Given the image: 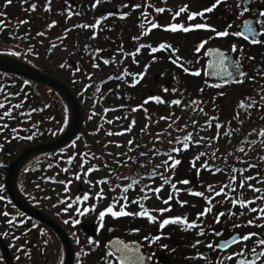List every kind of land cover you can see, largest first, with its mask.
<instances>
[{"label": "flooded vegetation", "instance_id": "flooded-vegetation-1", "mask_svg": "<svg viewBox=\"0 0 264 264\" xmlns=\"http://www.w3.org/2000/svg\"><path fill=\"white\" fill-rule=\"evenodd\" d=\"M86 1L89 0H50L51 10L46 11L45 8L49 5V0H11L10 3L8 0H0V13H3V15L0 16V20L5 22L4 26L0 27V51L6 54L19 52L20 55L23 54L35 65L44 66L46 62L44 59L45 54L43 50L37 49L36 44H41V39L45 40L48 37V33L57 32L55 36V38H57L64 26L73 23L77 24L79 19V6ZM91 2V5H89V12L93 11L95 8L96 11L94 16H89L88 18L93 20L107 17V19L101 21L105 24L107 33H116L118 35L114 30H119L121 36H139L140 38L152 40L172 38L179 41L184 47L186 45H192L193 53L191 54H195L199 62V69L204 72L208 61L205 52L209 48L219 47L224 50L232 51V46L235 44L237 50L233 51V54L240 60L246 73L242 79L243 83L232 81L227 83L209 81V83L219 84L221 88H224V90L220 91L224 93L220 98L225 97L226 94L230 92V97L234 98L231 103L235 104L234 107H237V104H239L241 100H245L246 103L255 101L251 108L242 109L243 116H240L239 113V117L237 118V112L231 113L232 119L235 122H238L240 119L246 120L244 128L241 129V131H239V129L223 127L222 125L219 130V137L212 139L216 137L217 130L215 124L217 121L211 127L204 128L199 137H204L205 141L198 145L199 147L197 150L199 153L205 152L206 155L202 156L200 160L194 161V158L192 159L193 154L196 152L192 151V149L196 144L190 143L189 151L183 153L186 159H180L181 163L177 166L175 175H173L171 171L165 172L163 166L158 169L159 172L171 177L172 183H176L177 188L181 189V191L175 193L170 185H167V188H163V191L166 192L162 191L159 194L161 200H157L155 194L152 193L150 196L151 198L144 202L145 204H151V206L147 207L150 210L153 208L166 207L161 201L166 199L170 193L174 194V199L170 201L172 205V210L170 212L165 213L163 217H161L159 213L154 212L152 214L157 215L158 220L183 214L188 218V221L191 222L196 220L197 213L201 212L204 207L208 205L204 197L191 196L186 191L187 189L204 191L205 197L211 195L207 191V186L210 184L216 188V191H219L221 186L229 184L230 167H235L238 170L244 169L243 172L237 171L236 173L237 184L240 178L245 175H251L253 177L264 175V137L258 134L260 129H264V42L253 45L250 42L253 37L251 34L247 33L246 30L245 35L249 36V40L247 41L244 40L243 37H235L232 35L223 38L215 37L209 39V37H214V33L205 29L193 30L188 33L180 31L172 33L170 31H165L163 27H159L148 31L150 28V21H155L161 26H166L173 22L184 23L185 26L200 22L213 26L217 31H223L228 25H231L232 27L228 28V31L232 33L238 30L242 31V28H244L243 21L247 19L251 22V27L256 29L254 38L264 41V26H262L264 25V18L258 15L260 10H264V0H222V3L217 5L212 12H206L204 14L206 19L196 17L193 21H188L186 14H181L175 21L172 17L174 13L184 5L188 6L189 12H199L204 8L210 7L215 0H100L99 4H96V0H91ZM32 3H35L37 7L35 11H28L27 9ZM94 4L95 7H93ZM134 4H140L141 7L133 10L132 5ZM125 5H127V7H125ZM158 7H164L165 12L156 13L155 8ZM244 8H247L248 11L245 12L243 16H240L239 13ZM69 12L72 13L70 17L68 15ZM126 12L128 16L125 19H121L120 17ZM142 12L145 13L143 17L141 16ZM21 20H27L29 22L26 24H19L18 22ZM53 20L57 21V23L53 27L48 28L47 26ZM141 22L145 24L144 29L139 27ZM142 31H146L148 34L141 35ZM39 32H43L44 35H37ZM204 40L208 41L207 44L197 53L195 51L196 43ZM155 44H158V42ZM173 46L174 45H172V47ZM189 47L184 50L178 48V52L183 57L181 63L189 69H192L196 68L195 66L197 64L194 63L193 60L186 59L183 56L185 54L189 55ZM152 57L153 56H150L148 61L150 64L153 63V65L158 66V58L153 60ZM249 57H251V59H249ZM164 61L165 63L160 64L162 67L161 70L176 69L183 71L182 68L171 63L169 59L164 58ZM147 64H141L139 69H142L143 66ZM2 78H6V76L0 74V80ZM13 83L14 81L8 78L2 81L0 84V88H2L0 96L7 91L13 93L14 89L11 87ZM214 97L216 96L214 95ZM0 99L2 98L0 97ZM235 122L234 124L237 126ZM225 133H228V135H225ZM166 134H170V136L166 135V137L160 139L163 144L155 142L157 140H154L153 137V143L146 146L145 152L148 153L154 151V146L160 150L159 154L151 156L150 164L152 166L162 165L164 161L154 162L153 158L166 157L167 159V154H171L175 157V153H170L172 145H169L167 140L175 136H180L182 138L186 133L175 134L173 132H167ZM150 146L152 147L151 150ZM240 148H243L244 151H239ZM213 153H215V157L212 156ZM179 156L180 153L177 154V157ZM193 162L196 165L195 168L192 167ZM205 162L213 168L220 167L224 169V171L213 173L210 170H206L201 167ZM249 164L255 165L256 167L250 168L248 167ZM116 165L118 166V164ZM133 166L136 167L135 171H129L128 167H121V169H119V177L122 182L125 183V181L137 179L139 183H141L144 181V178L145 180L149 178L147 173L152 170L151 167L141 168L139 164ZM197 169H199V175H197ZM152 178H156L157 181L163 182L160 176H154ZM183 179H188L190 183L188 185L178 183V181ZM248 183H253L256 187L264 189V184L259 183L255 179ZM225 192L228 193L230 198L252 199L256 195L264 196V192L257 194L248 190L247 185H245L244 189L236 187L235 192L232 191L231 187H228L225 188ZM176 199L188 201V204L180 207L176 203ZM217 201H224V195L215 196L212 202L213 211L197 220L200 227L204 229V235H197L199 228L184 231L182 227L178 225H167L163 230H160L158 222L150 224L147 222L146 218L140 217H123L120 226H115L113 231L115 233L118 232V236L126 242H137L142 246L147 252L146 255L142 253V250H139L137 255L148 258L146 259L147 262L143 263L142 261V264H219V261L224 259V257L232 255L234 252H239L241 248L251 249L255 246L254 239L248 241L246 245H231L226 250L216 248L209 249L207 247L208 243L215 244L218 241L224 242L225 240H230L233 235L248 232H261L264 231V227H258L256 225L246 226L247 219H255V214L246 212L244 216H240L239 212L241 209L238 205L232 207L228 201H224L222 204L217 203ZM192 205H194V207ZM252 206L259 207L261 206V202L257 200L249 205V207ZM222 211L225 212V215L221 217V222L217 224L214 222V216ZM229 211L235 212L237 215L230 216L227 214ZM233 223L245 226L233 229ZM256 224L264 226V220L257 219ZM136 228L140 229V231L134 232L133 229ZM214 230H218L220 235H215ZM156 235L161 237L156 242L149 243V241L144 239L145 236ZM108 240L109 238L106 244ZM196 240H200L201 243L195 244ZM164 245H167V247H164ZM110 257L113 260V264H119L118 259L114 258L112 255H110ZM245 257L248 259L253 258L250 251L245 252ZM138 264H141V262H138ZM226 264H234V262L227 261ZM257 264H264V257L260 258Z\"/></svg>", "mask_w": 264, "mask_h": 264}, {"label": "snow or ice", "instance_id": "snow-or-ice-1", "mask_svg": "<svg viewBox=\"0 0 264 264\" xmlns=\"http://www.w3.org/2000/svg\"><path fill=\"white\" fill-rule=\"evenodd\" d=\"M8 2L10 3L11 0H8ZM100 0H96V4H99ZM222 3V0H215V2L207 8H204L202 11L199 12H189L188 11V6L184 5L182 7L179 8L178 11H176L172 17V19L175 21L177 17H180L181 14H186L187 16V20L188 21H193L195 20L196 17H200L201 19H206L204 14L206 12H212L217 5H220ZM37 5L35 3H32L30 5V7L27 9L28 11H35ZM93 7H95V4L93 5ZM125 7H127V5H125ZM141 5L140 4H134L132 5V9H138L140 8ZM46 11H50V0H49V5L46 6L45 8ZM248 9L244 8L242 9V11L239 13L240 16H243L245 12H247ZM155 12L156 13H163L165 12V8L164 7H158L155 8ZM78 14V13H77ZM3 13H0V16H2ZM69 17L72 15L71 12L68 13ZM111 15V14H109ZM258 15L262 18H264V10H260L258 12ZM128 16V13H124L120 18L121 19H125ZM141 16H145V13H141ZM107 19V17H101L100 19H97L95 21V23L89 25V24H83V25H76L74 27H83L85 29L91 28V29H96L100 24L101 21ZM29 21L27 20H21L18 23L19 24H26ZM57 23V21L53 20L47 27L51 28L53 27L55 24ZM150 28L148 29V31H151V29H157L159 27H163L165 31H170L172 33H176L178 31L183 32V33H188L190 31L193 30H199V29H205V30H210L211 32L214 33V37H209V39H213L215 37H228L229 35L235 36V37H243L244 40H249V36L245 35V31H236V32H232L230 33L228 31V28H231V25H228L227 28H225V30L223 31H217L213 26L208 25L206 23H192V24H188L187 26H185L184 23H177V22H173V23H169L166 26H161L158 25L157 22L155 21H150ZM5 22L3 20H0V27L4 26ZM264 26V25H262ZM139 27L141 29H144L145 24L144 22H141ZM243 27L244 29L247 31V33L251 34L253 39H251V43L253 45L256 44H260L264 41L261 40H257L255 39V35H256V29H254L253 27H251V22L247 19H245L243 21ZM66 31H68V29H66ZM148 32L146 31H142L141 35H147ZM37 35H44L43 32H39L37 33ZM96 37V32L93 31L92 33V38L95 39ZM134 40H139L140 37L136 36L133 37ZM207 40L201 41L200 44L198 46L195 47V51L197 53H199L201 51L202 48H204L205 44H207ZM53 47H55L53 45ZM149 48L151 53H157L160 51H171V55H169L168 59L171 61V63L177 65L178 67L183 69V72L191 75V76H200L201 72L199 70H194V71H190L188 67L184 66L183 63H181V58L179 56H176L175 54L179 51L178 48H173L172 45L167 44V43H160L157 47H153L151 45H145V44H140L135 52L139 53L141 49L143 48ZM31 50V49H30ZM236 45L233 44L232 46V51H236ZM242 50V49H241ZM97 51H101L100 49H97ZM11 55L14 56H19L20 53L19 52H13L11 53ZM134 57V54H131ZM205 55L207 56H212V55H216L219 59L218 61H211L209 63V67L210 68H217V66H219V71H213L211 73V75L213 76H220V77H228V78H235V82L236 83H243V80H241V77H244L246 75V73L244 71L241 70V66L239 62H236L232 65L233 70L229 71L225 61L227 60V57L222 53L219 52L218 50L215 49H208L205 52ZM153 60H156L157 57L153 56L152 57ZM249 59H251V57H249ZM135 62V60H134ZM103 63L105 65L109 64L110 61L108 59H104ZM63 67V65H61ZM93 67H98L97 64H93ZM148 65H145V72L147 70ZM145 72H141V73H137V74H130L127 73V71H125V73H123L121 76H117L115 77L116 79H122L123 76L125 75H132V81L131 84L132 86H135L136 84H138L140 82L141 79H143ZM138 77V78H137ZM225 83H227L228 81L225 80ZM25 85H27L29 82L27 80H25L23 82ZM205 84L207 85V81H205ZM210 87H220L221 85L219 84H212V85H208ZM0 91H2V88H0ZM97 91H99V89H97ZM164 92H169L170 90L168 88H164L163 89ZM179 91L178 88L173 87L171 89V92L173 93H177ZM200 92H203L204 89L201 88L199 90ZM14 95H19V93H15ZM182 95V93H181ZM217 95L219 96H223L224 93L220 92ZM215 99V98H214ZM149 101H155L158 104H163L164 100L161 98V96L159 95H155V96H149L147 99L144 100V104H147ZM199 102L196 100H192L190 101L191 105H197ZM255 103V101H252L251 103H246L245 100H241L238 104V108L244 109V108H251L253 106V104ZM171 105H175V106H181L182 105V100L177 98V99H173L170 101V106ZM189 105H184V107H188ZM12 107L14 108H20L21 104L17 103L14 106L9 107L7 110H5L2 114V116H0V120H3L6 117H10L11 116V111H12ZM138 107H143V105H140ZM5 108V103L4 102H0V109H4ZM137 110V108H132L131 111L135 112ZM201 112H203V108L199 109ZM32 112L34 111H38V109H31ZM105 111H109V109H106ZM145 112H147V110L145 109ZM21 115H25L24 113H21ZM205 115H207L205 113ZM239 117V112H237V118ZM116 119H119V117H117ZM161 120H166V119H171V117H160ZM179 119V118H177ZM212 121H217L215 124V128L217 130L216 133V137H213L212 139L218 138L220 135L219 130L222 127V124L220 122H218V117H209L208 120H206V124L207 126L211 127L212 126ZM108 124L113 123L112 120H108L107 121ZM136 123L135 120L131 121V124L129 125L128 128L124 129L121 132H112L109 131L107 133V135L112 136V135H123L124 132H130L132 126H134ZM176 121L173 120L172 124H175ZM193 126H195L196 121H192ZM172 125L170 124L169 127H171ZM3 127H7V125H3ZM33 127H35V125H33ZM188 127L187 124L184 125L183 128H179L177 129V131L183 132L186 128ZM147 128V125H145V128L141 129L142 132H144ZM13 132H16V129L13 128L12 129ZM255 131V130H254ZM259 136L264 137V129H260L258 132ZM164 135H169L170 134H164ZM225 135H228V133H225ZM15 138H19V139H28L31 140L33 137L27 136V137H23V136H18ZM161 138V134H157L154 137V140H160ZM205 138L204 137H199V136H194L192 132H187L185 135H183V137L181 138L180 136H175V137H170L167 142L169 145H182V147H176L173 146L170 148V153H176L179 154L182 151L188 150L190 143L191 144H202L204 143ZM210 143V140H209ZM127 145L129 146V151H131L132 146L134 145V141L132 139H129L127 141ZM119 147V145H117ZM63 151V150H62ZM159 149L155 148L154 146V151L150 154L148 152H141L140 156H148V159L144 160L143 163L139 164V167L141 168H149L151 167V171L149 173H147L148 177H154V176H160V178L162 179V183L160 186L149 189L150 192L155 194V198L157 200H161L160 197V192L162 190V188L164 187V185H170L171 189L174 190L175 193H179L181 191V189L177 188L176 183H172L171 181V177H169L168 175H165L162 172H159L158 169L163 166L165 169V172L171 171L173 175H175V170L177 168V166L181 163L180 159L175 158L173 155L171 154H167V159H165L162 162V165H156V166H152L150 164V160H151V156L152 155H156L159 154ZM239 151L243 152L244 149L240 148ZM206 155L205 152H201L199 153L196 157H194V161L195 160H200V158L202 156ZM213 157H215V153L212 154ZM131 159V158H130ZM74 160V157L69 156L67 158V162L69 165L72 164ZM52 165H49V167H51ZM84 166V161H81L80 167L81 169H83ZM192 167H196L195 163H192ZM201 167H203L206 170H210L213 173H220L223 172L224 169L220 168V167H211L207 162H205L204 164L201 165ZM248 167L252 168V167H256L255 165L249 164ZM98 170L97 167L95 165H92L90 167L87 168V170L83 173L84 176H87L89 173H92L93 171ZM61 171L64 172H68L70 171V168H64L61 169ZM129 171H135L134 169H129ZM237 171L243 172L244 169H237L235 167H230V171H229V184L228 185H224L221 186L219 188V191H216V188L213 185H208L207 186V191L211 194L207 197H205V192L204 191H193L191 189H187L186 191L188 192L189 195L194 196V197H204L207 201V205L206 207H204V209L197 213V218L196 220H193L191 222L188 221V218L186 216H184L183 214L175 216V217H165L163 219H159L158 220V216L157 215H153L152 213H159V215L161 217L164 216L165 213L170 212L172 210V205L170 203V201H172L174 199V194L170 193L166 199H163L161 202L166 206V207H161V208H153V209H149L145 206V203L143 201H147L149 200L151 197L147 194V192H145L144 195L140 196L138 199H134L131 201L132 204H136L138 205L139 210L138 211H128V205H129V200L127 195H121L119 198H113V202L110 203L108 206H106L103 210L99 211L98 213V218L100 221V228H103V221L105 219L106 216H110L112 218H122V217H140V218H146L148 223H157L159 224V229L163 230L165 228V226L167 225H178L182 227V230L184 231H189L192 229H196L199 228V231L197 233V235H204V229L200 227V225L197 223V220H199L200 217H204L206 216L208 213H211L213 211V198L215 196H220L221 194L224 195V201H228L232 207H236L237 205L239 206V208L241 209V211L239 212L240 216H244L246 214V212H250L252 214H255L256 218H249L246 221V226H253L256 225L258 227H264V226H260L256 224L257 219L258 220H264V196H260V195H256L254 196L252 199H243V198H230L228 193L225 192V188L231 187L232 191L235 192L236 191V187H239L240 189H244L245 185H247V189L251 190L253 193H261L264 192V189L260 188V187H256L253 183H248L249 181H253L254 179L257 180L259 183L264 184V175H258L257 177H253L251 175H245L242 178H240L238 184L237 182V176L236 173ZM197 175H199V169H197ZM118 178L119 174H118ZM48 179H53L51 177H49ZM74 179L75 180H80L81 176L79 174H74ZM123 179H127V178H123ZM58 183H60L61 185H64L63 187V192L64 193H68L70 191L68 185L71 184L73 181L71 179L65 181V180H59L56 181ZM87 183H89L91 185V181H85ZM98 185L99 184H107L109 183V181L107 179L105 180H100L96 182ZM139 181L137 179H132L130 183H128L124 189L123 192L127 193L129 189H131L133 187V185L138 184ZM178 183L183 184V185H188L190 183V181L188 179H183L178 181ZM116 187H119V185H117ZM113 190V189H110ZM142 192H144V189H141ZM90 196L99 200V199H104V189L100 188L98 191L96 192H90V191H86L83 192L80 195H76L74 197V200H71V202H67L68 198H64L59 200V203L61 204H65V207L62 209L63 212H69L70 209H73L74 204H84L85 202H88L90 200ZM0 199H3V197H0ZM260 201L261 202V206L257 207V206H252L249 207L250 204H253L255 201ZM123 201V202H121ZM224 201H217V203L222 204ZM176 203L180 206L183 207L184 205L188 204V201H182L179 199H176ZM117 206H118V210H117ZM194 207V205H192ZM96 210V204L93 203L90 206H84V207H75L74 211L78 216H83L85 214H88L92 211ZM230 216H235L237 215V213L229 211L227 213ZM2 215H4L5 217H7L9 214L5 211L2 213ZM20 215L22 216L23 213H20ZM225 215V212H219L218 214H216L214 216V222L219 224L221 222V217ZM16 220V217L13 216L11 219L7 220V224L8 225H13L14 226V221ZM65 223H68V220L64 221ZM73 224H77L79 223L78 219H72L71 221ZM20 223H23V221L21 220ZM245 225H240V224H236L233 223V229L235 228H239ZM32 227H36L35 225H33ZM134 232H139L140 229L136 228L133 229ZM215 235L219 236L220 233L218 230H214ZM43 234V233H42ZM6 235V233H5ZM161 237L159 235L156 236H145L144 239L149 241V243H153L156 242L160 239ZM254 239V245L251 249H246V248H241V250L239 252H234L232 253V255L226 256L224 257V259L219 261V264H226L227 261H233L234 264H257V261L260 260V258L264 257V231L261 232H248V233H244V234H238V235H233L231 237L230 240H225L224 242H217L215 244L213 243H208L207 247L209 249H220V250H226L228 249L231 245H236V244H241V245H246V243L250 240ZM44 243L46 244L47 241H44ZM98 241H93L91 238L88 239V244L89 245H98ZM201 241L200 240H196L195 244H200ZM116 244L118 245L116 251H118L120 253V256L118 257L119 259V264H138V262H141L144 260L143 256L137 255V253L139 252L138 248H130L129 245L127 244H123L122 241H117ZM195 246V245H193ZM164 247H167V245H164ZM246 251H250L251 255H252V259H248L245 257V252Z\"/></svg>", "mask_w": 264, "mask_h": 264}, {"label": "rangeland", "instance_id": "rangeland-1", "mask_svg": "<svg viewBox=\"0 0 264 264\" xmlns=\"http://www.w3.org/2000/svg\"><path fill=\"white\" fill-rule=\"evenodd\" d=\"M91 0L83 2L80 4L78 11H81V15H79L80 19L81 17L87 18L91 15H94L93 13H90L88 9L89 5H91ZM69 23V22H67ZM83 28V27H82ZM78 30H81V28L77 29L75 32H71L69 35L68 33L66 34L65 39L59 40L57 42L51 41V39L47 40V43H49V48L51 50H54L56 53L51 54L49 56V67L55 70V72L64 78L66 81H68L72 86L79 92L81 95L84 97V100L86 102V105L89 106L91 102L95 101L96 108L93 111V116H92V122L91 125L98 127L102 129V133L106 130L108 133L109 131L112 132H121L124 129L128 128L129 125L131 124L132 120H135L136 123L134 126H132L130 132H124L123 135H112L109 137V135H103L101 139L103 141H110L113 146V150L117 151L118 153H125L129 151V146L127 145V141L129 139H132L134 141V145L132 146L131 149H137V150H142L140 149L139 144L145 143L142 141V139L147 137L149 133L157 128H162V127H167L170 124L175 127L176 125H179L180 127H184L183 124H187L190 120L186 119L187 113L190 112L191 115L196 117V121H199L198 116L200 119L203 117L202 114L199 113L197 110H190V109H185L183 107H178L175 105L170 106V101L172 99L177 98L178 96H181L182 91L180 90L177 93H173L170 91L166 94V96H162V99L164 100V103L161 105V109H151L152 105L150 104H144V101L142 102L140 99H142V95H146L149 93L150 89L153 87V82H152V75L156 73L155 71H144V80L142 79V82L140 83V87H132V95L122 104L123 106L130 105L131 108H127L126 110H122V107L119 103V97L116 96L115 94H104V88L102 89L100 86H105L104 84L100 85L95 89L97 86L98 80L103 79L106 77V75L109 73L116 72L120 73L119 69L122 68L123 65H121L116 61H114L110 65H105L102 67V62H101V52L97 51V49H104L101 48L103 47V33H102V28L99 27L98 30L93 29L91 31H83L80 33ZM93 31L96 32V37L95 39L92 38V33ZM57 33L54 32L52 33V36H55ZM42 43L45 41L44 39H41ZM131 39H127L124 43H121V41H116V48L115 51L118 50H124L130 43ZM154 39L153 41H155ZM53 45L55 47H53ZM43 47L40 46V50H42ZM120 50V51H121ZM114 55H116V59L119 58V52H112ZM128 61H125L126 63ZM63 64V67L61 64ZM97 64L98 67H93V64ZM123 63V64H124ZM124 67V66H123ZM201 79L198 78L194 87L196 88L197 92L199 91V86H198V81ZM187 83H193L192 81H188ZM176 87V85H172V88ZM93 90H94V95H93ZM142 96V97H141ZM96 97V98H95ZM145 97V96H144ZM95 98V100H94ZM138 100H140L138 102ZM133 99H136L137 102H132ZM167 99H171L168 101ZM209 99L213 100L214 96L212 93L209 94ZM219 98L216 101L217 103L219 102ZM226 103V97L223 98L222 105L220 106L217 105V107H222L224 108V104ZM132 104V105H131ZM140 105H143V107H138ZM132 108H137L135 112L131 111ZM230 108V107H229ZM228 108V109H229ZM106 109H109V111H105ZM145 109L147 112H145ZM174 112V117L173 119L176 121L175 124H172V121L166 120H161L160 117H167L170 116V114ZM198 114V115H197ZM240 116H243V114H240ZM119 117V119H116ZM179 118V119H177ZM112 120L113 123L108 124L107 121ZM226 118H223L221 122H226ZM246 120H238V122H235L237 124V128L239 129L240 127L243 128V124H245ZM234 124V123H233ZM145 125H147V128L144 132L141 131V129L145 128ZM243 125V126H241ZM171 126V127H172ZM241 131V130H240ZM141 134V135H140ZM9 136V134L7 135ZM0 140H4V136L0 135ZM5 144V143H3ZM14 145V150L13 153L16 152L17 150L21 149L22 146L24 145L23 142L19 141L16 142L15 140L11 141L7 145ZM119 145V147L117 146ZM2 147L3 149V156L5 157V153H7V148L6 146L0 145V148ZM83 144L82 143H77L72 147L74 154L76 156L80 157L79 154V149H82ZM84 148V147H83ZM85 149V148H84ZM71 150H69L67 153L61 154L60 157H58V166L53 168L50 173L56 177V181L59 180H69L71 179L73 182L68 185L70 191L68 193L63 192V187L64 185H61L58 182L55 181H50L46 182L45 186L46 188L44 189L45 191V198L46 201L45 203L51 205L54 210V214L57 213L58 217L62 222L64 223L65 227L71 231L73 234L76 242H80V245L86 249H94V245H89L88 244V236L83 233L80 229V224L82 222H93L95 220V213L98 212L101 209H104L106 206H108L110 203L113 202V198L115 196L116 191L115 190H110L112 188H107L108 185L104 184H97L96 182L99 180L101 173L97 174H91L89 173L87 176H84L83 173L87 170L89 167L88 164L89 162H86V160H89L88 158H84V166L83 169H81L80 164H81V159L76 160L74 159L72 164L69 165L67 162V155ZM73 154V157H74ZM127 155V154H126ZM132 155V153H131ZM139 155V152L137 153ZM87 157V155H86ZM145 157V156H144ZM159 160V158L157 159ZM132 162V160H131ZM156 162V161H154ZM134 163V162H132ZM64 168H70V171L64 172L61 171V169ZM5 169L4 167L0 166V197H3V193L1 190V181L4 176ZM74 174H79L81 176L80 180H75L74 179ZM52 180V179H51ZM85 181H91V185ZM104 185V186H103ZM100 188L104 189V199H95L90 196V200L88 202H85L84 204H74L73 209H70L69 212H63L62 209L65 207V204L59 203V200L68 198L67 202H71V200H74V197L76 195H80L83 192L90 191V192H96ZM95 203L96 204V210L92 211L88 214H85L83 216H78L74 208L75 207H84V206H90L91 204ZM118 209V207H117ZM7 212L9 215L5 217L2 215L3 212ZM13 217V211L11 210L10 204H8L4 199H0V231L5 235L6 233V239L8 243L13 240L14 235L16 234L15 230V225H8L7 220L11 219ZM72 219H78L79 223L73 224L71 221ZM68 220V223H65L64 221ZM35 231H39L37 234V244H33V248L24 250L23 252L18 250L16 251V246L17 244H13V251L16 255H21L20 257V263L21 264H42L45 263L47 260L51 258V255L48 253L51 251V246L53 247L55 245L54 241L56 240L48 231H44L42 229H39L38 226L34 228ZM43 233V234H42ZM31 241V240H29ZM44 241H47L45 244ZM15 245V246H14ZM19 249V248H18ZM56 258H54L55 262ZM94 264H101V262H95Z\"/></svg>", "mask_w": 264, "mask_h": 264}, {"label": "water", "instance_id": "water-1", "mask_svg": "<svg viewBox=\"0 0 264 264\" xmlns=\"http://www.w3.org/2000/svg\"><path fill=\"white\" fill-rule=\"evenodd\" d=\"M0 70L4 72L16 73L26 76L40 84L48 85L54 88L55 90H59L64 95L66 102L69 106L70 119L65 132L59 138L53 141L39 143L21 152L19 156L10 165L6 173L5 185L7 187V191L10 197L12 198L14 203L19 207L20 210L24 211L33 218L42 221L57 232V234L63 241L65 247L66 253L64 264H73L75 260V253L68 235L52 217L47 215L42 210L33 207V205H31L24 199V197L18 190L17 178L23 166L30 159L60 148L82 130V123L84 121L82 107L79 101L77 100L76 96L72 93L70 88L64 82L52 75L44 74L38 70H35L34 68L24 63L22 60L0 54ZM84 228L90 230L92 227L84 225ZM0 248L4 256L5 264H15L11 252L1 236Z\"/></svg>", "mask_w": 264, "mask_h": 264}]
</instances>
